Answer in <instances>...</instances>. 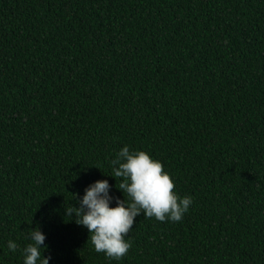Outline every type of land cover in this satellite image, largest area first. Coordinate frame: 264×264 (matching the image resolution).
<instances>
[{"label":"trees","instance_id":"obj_1","mask_svg":"<svg viewBox=\"0 0 264 264\" xmlns=\"http://www.w3.org/2000/svg\"><path fill=\"white\" fill-rule=\"evenodd\" d=\"M124 146L193 203L115 260L65 208L128 200ZM37 227L49 264H264V0H0V264Z\"/></svg>","mask_w":264,"mask_h":264},{"label":"clouds","instance_id":"obj_2","mask_svg":"<svg viewBox=\"0 0 264 264\" xmlns=\"http://www.w3.org/2000/svg\"><path fill=\"white\" fill-rule=\"evenodd\" d=\"M112 172L126 198L116 199V207H110L114 197L109 195L107 180H99L85 188V194L78 200L79 207L65 208L66 216L75 215V223L87 228L91 244L96 253H104L106 258L120 260L131 244L125 240L133 228L135 218L143 213L145 218L157 221L180 222L193 203L191 196L179 197L174 189L171 176L164 171L160 161L154 160L144 151H130L124 146L116 158L110 161ZM78 194H72L74 199ZM25 239L31 242L22 250L23 264H49L51 255L45 257L41 249H47L45 235L39 230L29 229ZM43 245V248L41 247ZM8 249L15 252L18 244L8 241Z\"/></svg>","mask_w":264,"mask_h":264}]
</instances>
